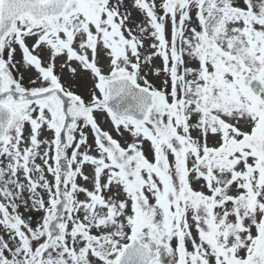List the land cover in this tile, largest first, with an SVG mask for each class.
Wrapping results in <instances>:
<instances>
[{
	"label": "snow or ice",
	"instance_id": "obj_1",
	"mask_svg": "<svg viewBox=\"0 0 264 264\" xmlns=\"http://www.w3.org/2000/svg\"><path fill=\"white\" fill-rule=\"evenodd\" d=\"M0 264H264V0H0Z\"/></svg>",
	"mask_w": 264,
	"mask_h": 264
}]
</instances>
